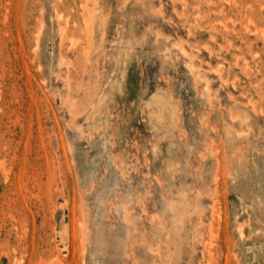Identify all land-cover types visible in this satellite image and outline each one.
<instances>
[{
  "label": "rangeland",
  "instance_id": "rangeland-1",
  "mask_svg": "<svg viewBox=\"0 0 264 264\" xmlns=\"http://www.w3.org/2000/svg\"><path fill=\"white\" fill-rule=\"evenodd\" d=\"M0 264H264V0H0Z\"/></svg>",
  "mask_w": 264,
  "mask_h": 264
},
{
  "label": "bare ground",
  "instance_id": "bare-ground-1",
  "mask_svg": "<svg viewBox=\"0 0 264 264\" xmlns=\"http://www.w3.org/2000/svg\"><path fill=\"white\" fill-rule=\"evenodd\" d=\"M170 100V99H169ZM168 100V101H169ZM167 101V100H166ZM153 103V102H152ZM151 104V103H150ZM164 104V103H163ZM165 105V104H164ZM164 110V109H163ZM153 111V110H152ZM156 112V111H155ZM147 115V114H146ZM166 116V115H165ZM164 119V118H163ZM152 121V120H151ZM149 123V122H148ZM159 128V127H158ZM168 128V127H167ZM174 129V128H173ZM159 130H160V128H159ZM169 131H171V130H169ZM173 131V130H172ZM158 132V131H157ZM168 133V132H167ZM155 134H157V133H155ZM162 135V134H161ZM157 138V137H156ZM159 139H160V137H158ZM162 139V138H161ZM152 150V149H151ZM156 151V150H155ZM157 152V151H156ZM153 155V154H152Z\"/></svg>",
  "mask_w": 264,
  "mask_h": 264
}]
</instances>
